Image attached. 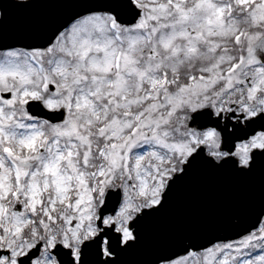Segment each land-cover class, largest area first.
Instances as JSON below:
<instances>
[{"label": "snow or ice", "instance_id": "6c2138e0", "mask_svg": "<svg viewBox=\"0 0 264 264\" xmlns=\"http://www.w3.org/2000/svg\"><path fill=\"white\" fill-rule=\"evenodd\" d=\"M0 264H264V0H0Z\"/></svg>", "mask_w": 264, "mask_h": 264}]
</instances>
